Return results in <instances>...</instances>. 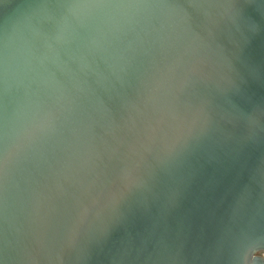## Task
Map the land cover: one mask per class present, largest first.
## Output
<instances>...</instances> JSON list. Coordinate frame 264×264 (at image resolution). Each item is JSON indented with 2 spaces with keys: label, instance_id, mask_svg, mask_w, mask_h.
<instances>
[{
  "label": "water",
  "instance_id": "95a60500",
  "mask_svg": "<svg viewBox=\"0 0 264 264\" xmlns=\"http://www.w3.org/2000/svg\"><path fill=\"white\" fill-rule=\"evenodd\" d=\"M260 244L264 0H0V264Z\"/></svg>",
  "mask_w": 264,
  "mask_h": 264
},
{
  "label": "snow or ice",
  "instance_id": "6c2138e0",
  "mask_svg": "<svg viewBox=\"0 0 264 264\" xmlns=\"http://www.w3.org/2000/svg\"><path fill=\"white\" fill-rule=\"evenodd\" d=\"M258 247H259V248H264V244H260ZM256 250H257V249H255V248L252 250L253 254L255 253Z\"/></svg>",
  "mask_w": 264,
  "mask_h": 264
}]
</instances>
